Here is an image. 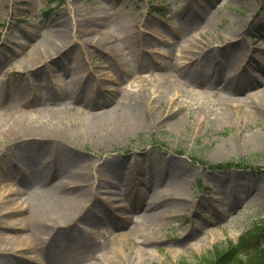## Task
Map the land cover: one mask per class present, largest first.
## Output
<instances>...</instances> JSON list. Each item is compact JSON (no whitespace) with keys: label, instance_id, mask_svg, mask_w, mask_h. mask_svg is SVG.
<instances>
[{"label":"rangeland","instance_id":"rangeland-1","mask_svg":"<svg viewBox=\"0 0 264 264\" xmlns=\"http://www.w3.org/2000/svg\"><path fill=\"white\" fill-rule=\"evenodd\" d=\"M90 28L112 47L82 45ZM262 72L264 0H0V218L9 198L40 203L0 264H205L264 218ZM250 79L252 97L231 90ZM73 172L56 193L88 204L50 232L58 209L33 193Z\"/></svg>","mask_w":264,"mask_h":264},{"label":"bare ground","instance_id":"bare-ground-1","mask_svg":"<svg viewBox=\"0 0 264 264\" xmlns=\"http://www.w3.org/2000/svg\"><path fill=\"white\" fill-rule=\"evenodd\" d=\"M255 13L253 14V16ZM252 16V17H253ZM254 28L256 24L252 23L250 25V29ZM87 40H83V44L87 46L89 49L93 50H99V48L106 49L112 47L109 43V39L105 37L103 33H101L99 30L95 29H87L86 31ZM111 53H114L111 51ZM51 55V52L47 50V46H43V49L39 56L30 63L29 66H32L33 68H36L38 64H40L42 59L44 57H48ZM36 61V62H35ZM219 73V72H218ZM262 75L263 72L261 73ZM172 77V74H167L166 78L169 79ZM188 77H193L192 74H190ZM258 81H251V79L243 83L241 85H235L233 84L231 87V90L235 88L236 93L245 92V95L248 97H252L257 93V90L251 91L255 86L258 84ZM230 90V91H231ZM240 100L239 97H237L235 100H232L230 98L231 103H236ZM114 116V110L112 108L108 109H102L100 112H97L93 118L94 119H105L104 122H107L108 119L112 118ZM108 128H110V124L102 123L101 125L97 126V130L100 131V133L106 131ZM41 129H36L34 132H40ZM43 164L46 163V161H41ZM69 173L61 175V177H56L52 181L46 182L47 188L40 187L37 189L33 194H40L42 197H47V200H45L42 204L43 206H47L48 209H58V215L48 219V226L52 228V231H56V229L65 221H76L79 216H81L84 207L88 204V199L84 196H75L71 197L73 199H70L66 196H62L60 194H57L56 191H61L65 188H71L72 185H75L79 183V174L78 173H71V176L69 178H64L63 176H68ZM40 178H43L42 176ZM46 181V180H45ZM44 181V183H45ZM24 197L26 194H21ZM52 196V198L50 197ZM28 206L27 208L23 209L22 202L19 204L15 200V198H9L11 202L6 203L7 207L5 209L4 217L3 219L0 218V224L2 227H4V230H0V255L3 252H8L10 250L16 249L19 247V245L22 243L23 240L26 238V234L22 231L26 226L31 225L33 222L37 221L36 219V212L37 209L40 206V203L37 201H33L30 196L26 197ZM142 200V211L147 213H153V210L160 211L161 207L158 206V204H154L152 202H149L145 200L144 198ZM21 209V210H20ZM20 210L19 216H10V214L15 213V211ZM22 224V225H20ZM77 223H74V226H77ZM48 227V228H49ZM22 249L29 250V246H24ZM3 264H8V260H3Z\"/></svg>","mask_w":264,"mask_h":264},{"label":"trees","instance_id":"trees-1","mask_svg":"<svg viewBox=\"0 0 264 264\" xmlns=\"http://www.w3.org/2000/svg\"><path fill=\"white\" fill-rule=\"evenodd\" d=\"M245 164L241 159L227 161L212 165V167H227ZM253 234L258 235L255 227L244 232L239 236L235 243L229 242L224 248L216 247L212 252L205 254V264H264V247L258 241H254ZM243 253H246L245 255ZM180 264H189L183 261ZM198 264V263H197Z\"/></svg>","mask_w":264,"mask_h":264}]
</instances>
